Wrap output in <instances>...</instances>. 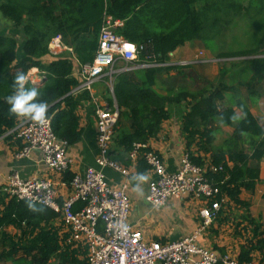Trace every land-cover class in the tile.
Here are the masks:
<instances>
[{
  "label": "trees",
  "instance_id": "16d2710c",
  "mask_svg": "<svg viewBox=\"0 0 264 264\" xmlns=\"http://www.w3.org/2000/svg\"><path fill=\"white\" fill-rule=\"evenodd\" d=\"M0 14L25 38L19 57L17 37L0 36V137L20 122L9 115L6 97L12 92L13 77L23 71L29 85L37 87L42 93L40 99L48 103L53 132L68 148L83 137L72 94L81 84L75 76V61L81 68L93 64L107 17L123 23L115 33L138 47L139 65L171 64L173 55L187 44H217L226 30L244 20L252 30V46L218 54V59L237 60L230 62L232 66H245L238 81L233 75L230 81L222 80L202 90L173 87L164 94L155 90L163 73L183 66L141 68L115 76L114 95L120 115L109 156L129 168L136 146H148L138 150L133 177L141 173L149 176L151 166L146 155L153 150L150 142L172 118L170 108L186 103L189 108L181 126L184 153L205 170L209 183L220 189L213 202H220L221 209L211 228L216 224L235 226L234 213L243 211L242 220L236 224L241 241L245 239L240 242L238 260L247 263L259 258L264 264V225L250 214L251 203L241 198L244 191L254 193L261 182L264 159V127L248 105V101L264 99V0H0ZM56 38L67 50L51 51ZM34 70L38 80L31 77ZM83 98L90 100V93L84 92ZM107 101L112 107V98ZM234 107L241 111V118ZM221 125L234 127L235 133L216 147ZM63 176L70 182L75 174L70 169ZM83 207L79 203L74 211ZM62 224L60 214L49 207L1 193L0 264H89L87 250L67 243L61 234ZM9 228L17 233H8ZM213 247L222 255L227 253L225 248Z\"/></svg>",
  "mask_w": 264,
  "mask_h": 264
},
{
  "label": "built area",
  "instance_id": "2783aa9c",
  "mask_svg": "<svg viewBox=\"0 0 264 264\" xmlns=\"http://www.w3.org/2000/svg\"><path fill=\"white\" fill-rule=\"evenodd\" d=\"M122 25L121 22H114L111 17L105 19L94 62L81 68L82 81L73 90V95L77 92L91 94L95 84L104 78L113 85L115 76L122 72L172 65H139L138 47L115 33V29ZM50 49L54 54L67 50L60 38L53 40ZM144 49V46L139 48L140 51ZM215 61L213 58L206 59L203 52L195 57L197 64ZM119 62L126 64L116 70ZM95 106L98 132L96 163L99 169L90 167L66 182L63 174L70 170L72 160L68 155L67 144L53 132L52 119L48 118L44 125L22 119L13 130L24 142L18 156L29 157L39 151L43 164L58 179H23L14 173L4 186H0V194L7 193L20 200L38 203L60 214L67 243H74L77 248L87 250L89 264H260L256 258L252 262L242 263L238 255L233 256L229 252L222 255L206 244L204 234L215 223L221 209L220 202H213L220 189L209 183L205 170L193 164L186 153L182 155L180 167L175 173L167 171L160 154L153 150L147 153L151 170L146 200L156 210L164 208L173 200H202L199 226L191 234L174 242L147 240L145 233L130 221L132 202L128 181L122 187L114 188L103 169L110 168L129 180L135 173L138 150L148 146H136L130 155L133 163L129 168L111 161L112 137L120 111L118 108L103 107L97 102ZM79 203L84 204V207L76 212L74 208Z\"/></svg>",
  "mask_w": 264,
  "mask_h": 264
},
{
  "label": "crops",
  "instance_id": "0c3cea01",
  "mask_svg": "<svg viewBox=\"0 0 264 264\" xmlns=\"http://www.w3.org/2000/svg\"><path fill=\"white\" fill-rule=\"evenodd\" d=\"M0 24H4V28L2 31H0V36L8 35L13 36L15 35L17 39L24 40L25 38L22 35L21 30L14 28L13 24L5 20L1 17L0 14ZM5 31L2 34V32ZM200 43V42H198ZM24 45V43H23ZM198 45V44H197ZM191 44H187L185 47L179 49L172 57L171 63H174L175 59L180 58H188L190 55L197 50L198 47L195 49L189 48ZM21 57V56H19ZM50 61V59H49ZM180 63V62H179ZM172 64L173 66H179L178 64ZM122 64V65H121ZM124 62L117 63L115 69L120 70L122 69L125 64ZM171 66V65H170ZM75 76L80 78L81 77V67L78 65V63L75 61ZM181 67V66H179ZM183 68V67H182ZM139 70V69H136ZM182 70V69H181ZM184 70L187 71L185 68ZM38 71L34 70L31 73V77L33 80H38L40 77L37 76ZM163 77H161V80L167 83L169 78L171 80H177L179 79L181 81L182 76L179 71L176 72L170 71V72H164ZM174 75V76H173ZM35 76V77H33ZM159 87L157 86V90L161 93H167V91H172L173 87H165L161 86L162 81L159 83ZM83 92H77L74 94L76 97V101L78 104V115L80 117V124L81 128L83 129V137L79 144L70 147L68 151V155L72 160L71 163V171L74 174H83L88 168H97L99 169L96 158L98 155V144H97V123H96V115H95V102H97L99 105L103 107H107L110 109H119L115 95H114V86L110 84L109 80L107 78H104L100 80L98 83L95 84L92 93L90 94L91 99L85 100L83 98ZM112 98L113 105L112 107L109 105L107 99ZM264 99H262L259 102H252L248 101V105L250 107L251 112L256 116L262 127H264ZM184 105V103L182 104ZM228 106H232L229 104ZM176 107V106H175ZM171 107V119L163 124V128L161 133L159 134L158 138L155 140H152L150 142V147L159 152L161 155L164 164L166 166V169L170 173H175L178 171L180 167V160L182 158V155L185 151V139L184 135L182 134L181 126H182V120L184 115H186V111ZM176 111V113L173 112V110ZM187 109V108H185ZM238 118H241L243 115L240 110L236 109ZM261 111V113H260ZM22 119H20L21 121ZM219 138L220 141L223 140L220 144H216V147H219L231 136L235 133V128L230 126L221 125L219 129ZM229 135V136H228ZM222 137H225L222 139ZM24 147V142L22 139L18 137L17 132L11 131L4 135L3 137H0V186H4L8 180V178L14 174L17 173L20 175L23 179H32V178H46V177H53L55 179H58L57 177L53 176L52 172L43 164L42 162V154L39 151L33 152L29 157H19L21 150ZM261 182L258 183L256 190L254 193H249L244 191L241 195V198L245 201H249L251 203L250 207V214L261 221V223L264 225V159L261 162ZM104 173L106 174V177L108 178L109 183L114 188H120L122 187L126 181H128V192L131 198L132 202V212L130 216V221L132 224H134L138 229H141L146 236V239L149 241H169L174 242L177 241L179 238V233H183V237L189 235V232L195 231L199 223L196 221L190 222L189 227L184 225L183 228H178L176 230H166L165 228H161V224L157 222V219L153 217V212L157 213H164L167 210V206L160 210L153 209L149 203L146 200L147 192H148V183L143 182L139 184V189H137L136 185L138 181L133 179V176L129 178V180H126L125 177H123L120 173L115 172L114 170L110 168L103 169ZM149 177V176H148ZM188 199V198H187ZM186 200V199H184ZM184 200H173L169 204L172 203L173 206H178V209L180 210L182 207V202ZM243 213V211H240ZM158 215V214H157ZM170 216L171 220H174L175 222L178 221V216L168 214ZM174 217V218H173ZM191 227V229H190ZM216 228V226L214 227ZM8 233L15 235L17 231L14 228H9ZM61 234L64 235L63 229L61 231ZM181 237V236H180ZM222 238L221 236L218 238L217 241L211 242L209 246L213 247L214 245H218L221 248H225L228 252L231 248L228 245H231L234 242L238 248L236 251V256L239 253V247L240 243L237 241H242L239 239L234 240V238H230L229 242L227 239ZM179 240V239H178ZM207 244V243H206ZM2 250L1 243H0V251ZM259 259V258H258ZM257 259V260H258ZM259 261V260H258ZM2 264H12L11 262L8 263H2Z\"/></svg>",
  "mask_w": 264,
  "mask_h": 264
},
{
  "label": "rangeland",
  "instance_id": "374dc122",
  "mask_svg": "<svg viewBox=\"0 0 264 264\" xmlns=\"http://www.w3.org/2000/svg\"><path fill=\"white\" fill-rule=\"evenodd\" d=\"M4 26H5L4 24H0V31L3 30ZM249 30L250 29L246 27V22L244 20H240L238 21L236 25L230 27L228 30L225 31L223 37L217 41V44H215L216 42H210V43L192 42L190 43L191 46H189V48L195 49L196 47H198L197 50L193 52L188 58H180V59L174 58V63H172V64H177L180 62L178 65L183 66V69L176 70V72L179 71L180 74L184 77H182L181 81L179 79L171 80L169 78L166 84L162 79V87L163 86L165 87L166 85L167 87H174V89L175 88L178 89V87H182L190 91H198V90L204 89L205 87L211 86L212 84L216 86L222 80L230 81V79L233 78V75L235 76L236 81L240 80V77L242 75L241 73H243L241 71L243 70V68H245V66L244 65L232 66L230 62L237 61V60L228 59L227 61H221L223 59H220L219 61L218 54L223 51L240 50V49L252 46L253 38H250L252 34V30H250V32ZM4 32L5 31H3L1 35H3ZM23 43H24V40L19 41V48H18L19 56L23 55ZM199 52H203L205 54L206 59L213 58L216 61L213 63H201V64L195 63V57L199 55ZM182 63L184 64L181 65ZM184 67L187 69V71L184 70L185 69ZM246 73L248 74V72ZM163 75H166V74H163ZM155 90L157 91V88H155ZM227 97L230 98V95L228 94ZM176 108H178V110L182 109L186 111L187 113L189 107L187 106L186 103H184V105L176 106L174 110H176ZM174 110L173 112L176 113V111ZM219 134L221 133L217 131L216 133L217 140L215 144H217V142L218 144H220L223 141V140L220 141V138L218 136ZM224 138L225 137H222V139ZM243 138L244 136L241 138V140H243ZM243 141L244 142L240 143L241 146H243V143H245V140ZM222 145H224V142ZM246 145L247 143L245 144V146ZM181 205L182 207L180 210L178 209V206H173L171 203V204H168L166 212L164 213L153 212V217L157 219V222L159 224H161V228H165L166 230H176L178 228H183L184 225L186 224L189 227L190 222L193 223L194 221H196V223L197 222L199 223L200 221L199 213L203 207V201L195 200L194 198H188L184 200ZM168 214H172L174 215V217L178 216L177 218L178 221L175 222L174 220H171ZM241 215L242 213L240 211L238 212L237 210L234 213L235 226L229 223V224H224L221 227L218 224H216V228H213L214 230L210 227L204 234V241L209 245L212 241L213 242L217 241L220 236L222 238L227 239L228 242L230 238L232 237L234 238V240H237V239L241 240V237L239 234H237V229H236V224L242 220ZM192 232L193 231L189 232V234H191ZM182 236H183V233L180 232L178 239H181ZM243 240L245 239L242 238V241ZM237 242L240 243V241H237ZM228 246L231 247L228 252L231 253L233 256H236V251H237L238 246L234 242L232 243V241H231V245H228Z\"/></svg>",
  "mask_w": 264,
  "mask_h": 264
},
{
  "label": "clouds",
  "instance_id": "9594fccd",
  "mask_svg": "<svg viewBox=\"0 0 264 264\" xmlns=\"http://www.w3.org/2000/svg\"><path fill=\"white\" fill-rule=\"evenodd\" d=\"M42 93L35 86L28 83V75L23 71H18L13 77L12 92L6 97V103L9 105V115L16 119H25L44 125L48 120L49 105L46 101L40 99ZM139 184L147 182V174L141 173L135 177Z\"/></svg>",
  "mask_w": 264,
  "mask_h": 264
}]
</instances>
